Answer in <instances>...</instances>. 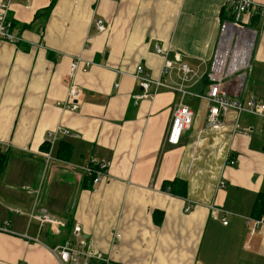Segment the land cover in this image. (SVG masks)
<instances>
[{
    "label": "crops",
    "instance_id": "0c3cea01",
    "mask_svg": "<svg viewBox=\"0 0 264 264\" xmlns=\"http://www.w3.org/2000/svg\"><path fill=\"white\" fill-rule=\"evenodd\" d=\"M50 2H12L14 40L0 42V153L8 155L0 172V226L8 222L0 229V264H60L50 248L73 237L74 225L84 249L100 252L108 264H264V223L253 232L247 224L263 213L261 119L230 110L221 125L207 126V99L181 97L174 90L179 72L162 76L163 57L155 51L161 47L168 58L178 55L206 72L231 4L55 0L45 14ZM244 18L255 35L250 69L234 97L264 100V12ZM97 19L105 31L94 28ZM73 58L90 66L70 74ZM137 65L164 86L141 96ZM71 87L81 93L76 107L67 101ZM190 88L204 92L205 82ZM181 101L193 120L172 145L166 136ZM235 122L248 132L233 134ZM57 129L68 133L45 142ZM62 138L73 145L66 162L55 155ZM92 157L107 163V177L95 189L82 168ZM174 179L173 192L163 183ZM43 215L65 224L53 235L38 219Z\"/></svg>",
    "mask_w": 264,
    "mask_h": 264
},
{
    "label": "built area",
    "instance_id": "2783aa9c",
    "mask_svg": "<svg viewBox=\"0 0 264 264\" xmlns=\"http://www.w3.org/2000/svg\"><path fill=\"white\" fill-rule=\"evenodd\" d=\"M22 0H1L0 1V42L3 40L13 41L11 34V22L8 19V12L12 2ZM232 7V18L222 19L220 21L219 39L214 53L211 57L209 67L206 72L199 74L195 69L190 67L187 63L181 61L178 55L175 59L167 57V51L161 47L156 46L155 51L162 55L163 63L161 68V75H167L172 69L176 68L179 72L178 81L175 83L174 90L181 93L183 96L204 97L207 99L209 106L206 113V124L211 127H218L221 125V114L230 110L237 114L247 113L257 116L261 119L264 132V100L255 96H250L245 100H238L234 96L241 93L242 84L247 76L249 68V55L254 41L255 30L247 26L245 14H251L252 10L264 12V5H259L254 0H226ZM94 28L97 31H105L104 23L97 19L94 21ZM90 66L89 61H84L81 58H73L69 64V72L72 74L77 70H86ZM133 76L139 81L142 88L143 97L151 96L149 90L154 88V93L160 87L164 86L161 78L153 79L145 71L142 65H137ZM205 82L206 88L204 92H197L191 90V85L201 84ZM80 91L71 87L67 101L74 103L76 107L77 99L80 96ZM138 95L137 97H140ZM193 120V110L183 101L179 102L172 111L171 124L166 136V142L176 145L180 142L181 136L186 131ZM236 132L246 134L247 127H243L239 122H235L233 134ZM68 133L67 130L48 133L46 142L53 144L58 138L59 134ZM46 159H50V153L45 154ZM227 160L233 163L230 154ZM65 167L71 168L70 165ZM107 164L104 161L95 158H89L86 165L82 168L87 174L94 173L91 183L92 189L97 188L99 183L107 177ZM223 186V181L219 182ZM189 206L185 207L188 211ZM41 223H48L50 225V233H58V227L65 223L56 220L48 215L38 217ZM223 224H227V220L223 218ZM264 223V207L263 213L256 219L248 218L247 224L250 225V230L253 232L255 228ZM8 222L0 226L1 230L6 231ZM24 237L36 240L37 238L30 237L23 234ZM87 246L86 240L81 236V230L78 225L73 227V237L66 239L63 243H59L50 248V251L56 256L60 264H89L90 259L103 260V264H108V260L102 258L100 252L89 249L85 250Z\"/></svg>",
    "mask_w": 264,
    "mask_h": 264
},
{
    "label": "trees",
    "instance_id": "16d2710c",
    "mask_svg": "<svg viewBox=\"0 0 264 264\" xmlns=\"http://www.w3.org/2000/svg\"><path fill=\"white\" fill-rule=\"evenodd\" d=\"M55 3V0H51V2L49 3V5L45 8L44 12L45 14H48L53 5ZM46 142V141H45ZM44 144V142H43ZM72 153H73V145L70 141L62 138V139H59L58 142H57V148H56V157L59 159V160H62V161H69L71 156H72ZM7 162H8V155L7 153H0V172H2L6 165H7ZM107 164V163H106ZM106 171H107V167H106ZM94 173H91V174H88L89 176V180H90V186H91V183H92V180H93V177H94ZM175 179L172 180V181H165L163 183V185H167V184H171V188H172V191H176L174 190V185H175ZM85 186V185H83ZM180 191H181V188H180ZM258 203L261 204V212H262V209H263V204H264V199L261 197L259 200H258ZM261 212L259 214H257V216H259L261 214Z\"/></svg>",
    "mask_w": 264,
    "mask_h": 264
},
{
    "label": "rangeland",
    "instance_id": "374dc122",
    "mask_svg": "<svg viewBox=\"0 0 264 264\" xmlns=\"http://www.w3.org/2000/svg\"><path fill=\"white\" fill-rule=\"evenodd\" d=\"M71 197H74L75 196V191H74V189H72V191H71V195H70Z\"/></svg>",
    "mask_w": 264,
    "mask_h": 264
},
{
    "label": "water",
    "instance_id": "95a60500",
    "mask_svg": "<svg viewBox=\"0 0 264 264\" xmlns=\"http://www.w3.org/2000/svg\"><path fill=\"white\" fill-rule=\"evenodd\" d=\"M263 150H264V143H263Z\"/></svg>",
    "mask_w": 264,
    "mask_h": 264
}]
</instances>
